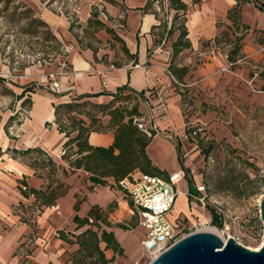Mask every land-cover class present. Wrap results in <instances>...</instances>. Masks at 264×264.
<instances>
[{
  "label": "rangeland",
  "instance_id": "obj_1",
  "mask_svg": "<svg viewBox=\"0 0 264 264\" xmlns=\"http://www.w3.org/2000/svg\"><path fill=\"white\" fill-rule=\"evenodd\" d=\"M18 3L32 10L39 8L49 11L55 16L66 19L69 24L73 22L74 28L70 33L75 37L77 47L79 46L76 39L84 40L81 29L77 28L78 16L81 12L90 6L91 11L93 7L96 9L99 17L104 15V12L99 14L97 8L103 6L101 2L96 4V0H15V4ZM3 8V4H0V11ZM33 15L41 19L34 10ZM174 16L175 13L171 14V20ZM2 17L0 13V233L20 225L29 228L26 240L20 243L14 255L20 254L22 259L11 264H97L96 256H87L80 252L76 236L88 228L96 231L100 236L102 230L109 231L110 228L98 223L100 228L85 225L77 229L78 224L73 220H71L73 224L68 225L69 215L65 211V202L62 208L54 209L55 216L60 219H50V224L52 221L61 220L63 227L58 231L63 232L68 242L60 239L57 230L45 232L38 220L46 208L39 213L33 205L32 197L19 199L17 193L20 192L16 189L19 183L14 184L13 178L18 174L13 169V164L29 168L27 165L35 166L36 163V171L29 169L43 181V186L54 179L63 185L58 191H63L66 187V190L69 189L67 174L58 172L56 176L49 177L48 171L40 166L44 158L42 154L31 152L13 159L11 149L25 150L19 148L17 144L23 132L22 125L29 119L33 98L46 97L53 106L59 104V100L70 102L67 98L52 95L48 88L50 74L57 72L58 55L62 44L68 46L71 44L60 43L57 54L44 45L42 39L21 34L17 24L11 25ZM183 19V16L177 19V28ZM236 29L233 25L232 31L235 34L231 38L232 44H228L225 40L230 39L229 37L220 38L223 42L219 43V47L223 46V48L217 49L226 61L227 69L221 70L222 77L217 87L202 91L197 87L189 86L187 91H181L183 117L181 128L164 133L157 129L158 134L155 136H160L172 144L177 158L174 173L179 171L183 173L184 180L177 188L180 191L186 189L188 206L183 217L181 216L177 222V231L181 230L182 234L196 229L212 231L223 239L233 237L240 245L250 250H258L264 240V225L260 220L259 212L260 200L264 194V48L260 59L251 57L242 59L239 53L228 61L229 52L234 49L236 43L235 38H240L238 44L242 46L245 30ZM221 32L227 33V30L223 29ZM231 71L236 72L231 78L223 77ZM24 90L26 92H23ZM22 92L23 97L17 99ZM79 110L85 118H88L87 115H99L97 109L89 106ZM59 116L64 122L68 121L65 111ZM140 117L151 122L148 126L154 125L150 116ZM45 128L48 129V126ZM44 153L45 157L49 156V153L45 151ZM136 173L138 172L134 175ZM159 176L167 177L168 172L160 170ZM25 178L27 177L23 176L19 181ZM76 182L80 186L86 185L80 177ZM92 186L94 185L90 186V190ZM190 187L193 188V192L189 190ZM201 188L204 190L199 192ZM113 189L119 190L115 186ZM121 193L127 201L124 193ZM189 194L197 198L205 195L206 198L203 202H199L190 198ZM85 201V192L80 187L75 194V204L78 206L75 214L82 219L88 217L90 210L94 208L93 206L89 211L83 212ZM20 202L23 204L22 207ZM112 207L113 205H110L101 211L109 213ZM214 215L220 218L218 224L214 222ZM118 224L125 228L123 232L131 233L137 228L136 219L131 214L128 221ZM139 234L140 232L136 236ZM130 242L132 247L134 242ZM36 249L52 260L43 263L32 261ZM147 262V254L144 251L135 260H126L124 256H117L114 253L108 261L109 264H147Z\"/></svg>",
  "mask_w": 264,
  "mask_h": 264
},
{
  "label": "crops",
  "instance_id": "obj_2",
  "mask_svg": "<svg viewBox=\"0 0 264 264\" xmlns=\"http://www.w3.org/2000/svg\"><path fill=\"white\" fill-rule=\"evenodd\" d=\"M96 1V4L101 2L104 12L99 20L112 29L123 41L128 56L122 52V46L113 41L105 30H98L93 35L83 32L90 18V6L86 7L78 16V26L83 33V42L86 45L84 47L79 44V47L75 45V37L70 33L69 23L66 19L55 16L49 11L33 8L60 43L71 44L72 50L66 59L69 73L61 80L64 94H71L70 98L73 96H94L103 92L115 93L118 88L127 86L128 90L134 93L124 92V95H129V99L115 102L112 109L116 107L130 109L136 106L140 116H150L160 132L177 131L183 124L180 92L187 91L189 86L197 87L202 91L211 90L212 87L216 88L222 77L221 70L227 69L226 61L217 48H223V46L219 47V43L223 42L221 37H229L230 39L226 38L225 40L228 44H232L231 38L235 32L232 31L233 24L227 18V14L236 6V1L180 0L187 6L183 24L187 34L185 40L188 41L189 46L177 54L172 51L173 44L180 33L176 24L172 25V20L169 25L161 24L154 8L152 6L150 9L146 8L149 1ZM117 21L122 24L123 28L114 26ZM238 25V28L234 25L236 30H245L239 51L242 59L249 57L260 59L264 48V12L259 11L254 5L246 3L240 7ZM170 29L171 32L167 34ZM223 29L227 30V33L221 32ZM165 34H167V38L161 46ZM134 59H136V63H133ZM115 63L118 64L117 67L114 66ZM234 73L236 72L231 71L227 75L224 74L223 77L231 78ZM179 84H183L185 87H180ZM83 100L96 105H107L112 101V97L99 95ZM50 102L43 96L33 98L29 119L22 125L23 132L17 144L21 149L39 148L49 153L56 163L66 169L68 175L66 181L69 189L63 197L57 200V206L45 209L42 216L39 217L38 223L47 233L51 230L62 229L61 220L60 222L59 220L52 221L50 224V219H60L55 216L54 209L62 208L66 202L65 211L69 215L67 224H71V220H73L71 218L77 212L73 208L75 194L81 187L86 197L83 212L89 211L93 206L106 209L113 205L112 211L108 213V221L112 225L109 231L113 232L120 244L123 251L122 256L126 260H135L143 252L140 245L143 230L137 227L135 231L129 233L128 231L123 232V229L118 227L121 226L118 223L124 224L130 219L128 202L119 190L113 189V180H108L109 186H92V190H90L92 184L86 178L87 174L82 170L70 171L61 160L59 153L63 149L66 138L57 129L54 108ZM97 117L104 126H107L108 130L90 133L87 141L91 146L107 148L112 145L114 136L110 125V116L99 114ZM80 118L89 123L84 116H80ZM45 126H48V129ZM146 154L152 165L158 170L168 172V176L175 172L177 158L172 144L167 140L160 136L153 137L146 147ZM12 167L18 172L13 177L14 184L17 182L21 186L22 180L19 181V179L26 176L25 182L28 187L34 189L44 187L43 181L35 176L28 167L20 164H13ZM78 177L86 182L85 186H80L76 182ZM185 192V188L181 189L183 194L179 196L173 210L167 216L171 224L178 222L186 212L188 199ZM17 195L20 196L19 199L24 198L20 193ZM20 203L22 204V202ZM28 229L20 225L5 233H0V264H11L22 259L20 254L14 255L20 243L26 240ZM139 232L140 234L136 236ZM130 241L134 242L132 247ZM99 246L109 261L114 252L111 249H106L104 243H100ZM31 259L39 263L52 260L51 257L43 255L38 249L33 252Z\"/></svg>",
  "mask_w": 264,
  "mask_h": 264
},
{
  "label": "trees",
  "instance_id": "obj_3",
  "mask_svg": "<svg viewBox=\"0 0 264 264\" xmlns=\"http://www.w3.org/2000/svg\"><path fill=\"white\" fill-rule=\"evenodd\" d=\"M235 1L236 6L228 12L227 18L233 25H236L237 28L239 26V11L242 5L252 2L259 11L264 12V0ZM168 2L170 8L175 11V16L172 20V25H174V23L176 24L178 18L182 16L185 17L187 6L180 0H168ZM0 4H3L4 7L3 10L0 11L3 16L2 18L11 23V25L17 24L18 31L21 34L38 37L37 39H42L44 45L51 48L55 53H59V48L61 46L60 42L50 32L49 27L43 20L34 17L32 9L22 3L15 4V0H0ZM151 6L152 1L147 3L146 8L150 9ZM179 13L181 14L179 15ZM183 23L184 19L181 20L177 28L180 33L176 42L173 44L172 51L174 54L179 53L182 49L189 46L188 41L185 40L187 34ZM73 28L74 23L70 22L69 31L71 32ZM77 28H79L78 25ZM98 30H105L111 36L113 41L122 46V52L127 56L129 55L128 51L124 47L123 41L112 29L105 26L99 20L98 12L93 7L90 18L87 21V27L83 30V32L93 35V33ZM170 32L171 29L168 30L167 34ZM235 40L236 43L234 49L229 52L228 61H231L232 58L237 56L241 49V45L238 44L240 38H235ZM76 41L81 47L86 46L83 43V40L77 38ZM133 63H136V59H134ZM114 66L117 67L118 64L115 63ZM126 91H129L130 94L134 93L133 91L128 90L127 86H122L118 88L115 93L103 92L94 96H73V98H67V101L70 102H60L59 104L53 106L57 129L59 132L63 133L66 138V141L63 144V150H65V153L61 156V160L68 166L70 171H84L87 175H89L88 179L94 186H109V179L113 180L112 185L115 186L119 180H122L125 177H130L135 172L156 176H159L160 174V170L152 165L146 154V147L150 143L152 137H147L132 123V118L134 116L140 117L136 106L130 109L127 107H116L112 109V105L115 102L126 101L129 99V95H124V92ZM23 92H26V90ZM23 92L17 97V99H21L23 97ZM99 95L111 96L112 101L107 105H96L83 100L84 98L96 97ZM63 96L56 97L63 98ZM140 96L142 97L141 93ZM86 106L97 109L99 114H107L110 116V125L113 129L114 135L111 146L105 148L95 147L88 144L87 138L90 133L106 132L108 129L107 126H104L101 123L100 119L96 115H87L89 123H86L82 118H80L82 113L79 109H84ZM62 111H65L67 114L68 121L66 122H64L59 116ZM31 152H37L44 156L40 162V166L48 171L47 174L49 177L56 176L58 172H62L64 175L67 174L66 169L63 166L57 164L50 155L45 157L46 154L39 148H28L23 151L13 148L11 149V153L13 154L11 158L16 159L17 156ZM34 164L35 166H27L36 171L37 164ZM51 181L52 182L40 189H34L28 187L25 180H22L20 182L21 186L18 187V190L25 199L32 197L33 205L36 210L41 213L43 212V208L55 206L57 200L63 197L67 192V187L63 191H58L63 185L54 179ZM189 186L191 185L189 184ZM189 190L193 192L192 187H190ZM20 205L21 207L23 206V204ZM74 210H78L77 204L74 205ZM218 218L219 217L217 215H214V222L217 224L220 221H218ZM106 220L108 221V213H103L101 209L96 206L90 210L88 217L84 219L80 218L77 214L73 217V222L78 224L77 229H80L85 225H94L95 227L100 228V224L98 223H102L106 227L111 228V223ZM118 227L125 229L123 226ZM58 234L61 240L68 242V239L62 231H59ZM76 240L80 247V252H83L87 256H96L97 264L108 263L103 250L99 246L101 242L105 244L106 249H111L117 256L123 255L121 246L111 231L102 230L101 235L98 236L96 231L88 228L80 235L76 236Z\"/></svg>",
  "mask_w": 264,
  "mask_h": 264
},
{
  "label": "built area",
  "instance_id": "obj_4",
  "mask_svg": "<svg viewBox=\"0 0 264 264\" xmlns=\"http://www.w3.org/2000/svg\"><path fill=\"white\" fill-rule=\"evenodd\" d=\"M152 1L154 12L158 14L161 24L169 25L171 23V14H174L168 0H147ZM250 4L253 5L252 2ZM99 14L103 12L102 8H97ZM117 28H123L118 21L114 24ZM167 38L165 34L161 46ZM81 39V38H79ZM160 46V47H161ZM72 47L62 44L60 49L59 60L57 62V72L50 74L49 92L54 96H63L69 98L71 94H64L61 80L68 73V65L66 63L67 56L70 54ZM180 87H185L179 84ZM132 123L141 130L147 137H153L158 134L156 125H151L150 121H145L141 117L134 116ZM65 153L61 150L60 157ZM183 180V173L177 172L169 175L167 178L150 175L145 173L132 174L130 177H125L119 180L115 187L124 193L129 207L130 214L135 217L136 225L143 230V235L140 240V245L143 251L147 254V264L152 262L156 257L165 252L168 248L178 242L180 239L189 234L199 232L198 229L188 231V233H180L177 231L178 224H171L168 221V214L173 210L177 199L181 196L180 190L177 188L179 181ZM204 189H199V192ZM190 198L196 201L203 202L206 198H197L189 194ZM109 264V263H107Z\"/></svg>",
  "mask_w": 264,
  "mask_h": 264
},
{
  "label": "water",
  "instance_id": "obj_5",
  "mask_svg": "<svg viewBox=\"0 0 264 264\" xmlns=\"http://www.w3.org/2000/svg\"><path fill=\"white\" fill-rule=\"evenodd\" d=\"M264 225V194L259 204ZM149 264H264V240L250 250L233 237L223 240L216 233L199 231L180 239Z\"/></svg>",
  "mask_w": 264,
  "mask_h": 264
},
{
  "label": "bare ground",
  "instance_id": "obj_6",
  "mask_svg": "<svg viewBox=\"0 0 264 264\" xmlns=\"http://www.w3.org/2000/svg\"><path fill=\"white\" fill-rule=\"evenodd\" d=\"M184 180V179H183ZM181 183V181H179V184ZM181 192V191H180ZM181 195H182V193H181ZM208 232H212V231H208ZM212 233H216V232H212ZM217 234V233H216ZM220 236V235H219ZM221 237V236H220ZM222 238V237H221ZM223 240H225V239H223Z\"/></svg>",
  "mask_w": 264,
  "mask_h": 264
}]
</instances>
